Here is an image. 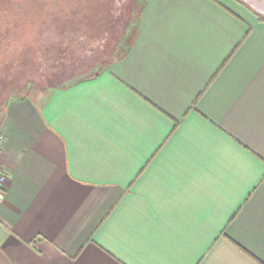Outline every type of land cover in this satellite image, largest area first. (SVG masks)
<instances>
[{"label": "crops", "instance_id": "1", "mask_svg": "<svg viewBox=\"0 0 264 264\" xmlns=\"http://www.w3.org/2000/svg\"><path fill=\"white\" fill-rule=\"evenodd\" d=\"M260 15L143 0L107 68L10 100L0 264H264Z\"/></svg>", "mask_w": 264, "mask_h": 264}, {"label": "rangeland", "instance_id": "2", "mask_svg": "<svg viewBox=\"0 0 264 264\" xmlns=\"http://www.w3.org/2000/svg\"><path fill=\"white\" fill-rule=\"evenodd\" d=\"M143 0H0V122L7 103L65 88L124 53Z\"/></svg>", "mask_w": 264, "mask_h": 264}, {"label": "built area", "instance_id": "3", "mask_svg": "<svg viewBox=\"0 0 264 264\" xmlns=\"http://www.w3.org/2000/svg\"><path fill=\"white\" fill-rule=\"evenodd\" d=\"M1 149H2V139L0 138V155H1ZM5 175L0 171V185H2L5 181Z\"/></svg>", "mask_w": 264, "mask_h": 264}, {"label": "trees", "instance_id": "4", "mask_svg": "<svg viewBox=\"0 0 264 264\" xmlns=\"http://www.w3.org/2000/svg\"><path fill=\"white\" fill-rule=\"evenodd\" d=\"M33 1H36V0H33ZM260 18H261L262 20H264V16L260 15Z\"/></svg>", "mask_w": 264, "mask_h": 264}, {"label": "water", "instance_id": "5", "mask_svg": "<svg viewBox=\"0 0 264 264\" xmlns=\"http://www.w3.org/2000/svg\"><path fill=\"white\" fill-rule=\"evenodd\" d=\"M253 2V1H252Z\"/></svg>", "mask_w": 264, "mask_h": 264}]
</instances>
